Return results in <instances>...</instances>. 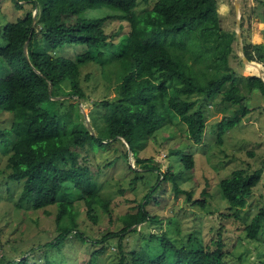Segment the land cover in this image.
<instances>
[{
	"label": "trees",
	"instance_id": "1",
	"mask_svg": "<svg viewBox=\"0 0 264 264\" xmlns=\"http://www.w3.org/2000/svg\"><path fill=\"white\" fill-rule=\"evenodd\" d=\"M12 1L16 9L25 12L0 25V63L3 61L8 70L0 75V117L10 116L9 126L0 129V142L8 154V178L22 184L19 201H27L33 210L55 207L56 236L29 248L17 259L4 251L0 264H27L30 254L42 248L47 254L51 249H60L72 236L99 246L84 264H98L104 245L112 239H117L112 264H239L238 259L231 262L226 257L220 234L212 241L214 247H202L192 237L188 239L192 245L184 246L165 234L149 238L148 242L153 243L150 250H127L124 242L128 236L138 234V226L158 220L148 205L160 202L169 180L176 194H185L186 202L200 209L206 207V200L193 199L179 188L175 178L182 172H160L149 159L139 155L138 148L166 124L178 120L186 125L192 143H201L205 120L201 109L191 111L197 103L190 99L194 94L221 96L236 106L233 114L218 124L219 134L255 109L250 102L254 94L264 96L263 78L250 74L241 79L240 87L236 73L226 70L236 33L221 29L217 0H154L140 12L139 0ZM256 1L253 14L264 24V0ZM24 2L29 3V9H25ZM111 18L125 21L128 26L119 54L105 52L124 29L120 25L108 34L105 23ZM243 41L246 60L264 64V55H257L264 44ZM78 45L84 49L74 58L59 54L68 46ZM91 62L108 65L105 75L120 80L114 98L94 102L86 111L92 133L80 108L87 96L79 80L80 68ZM71 97L80 103H71ZM115 143L123 146L119 156L134 175L132 182L144 179L146 173L158 172L136 212L118 217L112 214L110 201L98 193L103 168L94 160L98 149ZM129 151L134 166L130 164ZM169 153L179 156L184 171L193 170L191 154L184 155L178 148ZM118 160L119 157L110 160L104 168L113 167ZM263 171L262 166L251 173L237 169L219 181L229 212L246 206ZM202 195H206L205 190ZM81 212L92 225L106 215L109 231L99 240H88L79 218ZM114 218L120 223L117 229ZM263 229L262 207L244 230L249 241L258 242ZM45 264L53 263L46 260Z\"/></svg>",
	"mask_w": 264,
	"mask_h": 264
},
{
	"label": "rangeland",
	"instance_id": "2",
	"mask_svg": "<svg viewBox=\"0 0 264 264\" xmlns=\"http://www.w3.org/2000/svg\"><path fill=\"white\" fill-rule=\"evenodd\" d=\"M153 1L146 4L139 0L137 12L149 7ZM217 3L221 29L224 33H236L227 56L229 69L226 70L236 73L235 76L240 79L238 84L241 87L243 85L241 79L255 73L253 68L251 69V64L245 63L246 60L243 58V40L245 39L247 44H264V24L253 14V9H257L258 5L256 0H217ZM23 5L25 9L30 8L28 2H24ZM24 12L25 10L16 9L12 0H0V25L16 20L23 16ZM35 14L36 10L33 11V16ZM91 14L100 15L98 12ZM105 24V31L108 34L117 30L120 25L124 26L121 35L105 51L119 54L128 36V26L125 21L121 22L114 18L107 19ZM83 49L84 47L79 45L68 46L58 53L74 58ZM259 54L264 55V48L257 53ZM254 63L260 67L257 75L261 72L264 80V64L258 61ZM107 67L108 65L91 62L80 68V86L87 96L81 104L84 111L90 110L94 102L115 97L120 80L117 81L114 76L109 79L104 73ZM7 72L5 63L1 61L0 75ZM69 99L73 104L80 103L75 97ZM190 99L197 101L191 111L199 108L204 115L205 129L201 143H192L186 125L178 120L159 129L138 148V152L141 157L149 159L160 172L172 170L176 175L182 172V176L175 178L179 188L189 192L193 199L206 200V207L200 209L186 202L185 194H176L173 183L167 181L160 202L157 205H148L151 214L156 215L158 220L138 226V234L125 239L126 249L149 248L150 250L153 243L148 242L149 238L161 234L188 247L192 245L188 242L189 237L195 239V242L202 247H214L212 241L220 234L223 251L231 262L238 259L239 264H262L264 263V229L258 242H254L247 239L244 228L252 217L262 207L264 208V171L260 182L247 198L246 206L230 212L219 181L230 177L237 169L251 173L258 167L264 168V96L254 94L250 102L255 109L222 134H219L218 124L223 118L231 116L236 106L223 100L221 96L206 98L194 94ZM9 124V115L0 117V129ZM172 148L183 150L184 155L193 156V170L184 171L179 156L177 158L169 153ZM121 152L123 146L115 143L98 149L94 155L97 166L103 168L98 177V193L104 200L110 201L114 208L112 214L116 217L127 212H136L137 204L153 186L158 173L156 171V174L146 173L144 179L132 182L134 175L127 170V164L123 159H120ZM7 157L8 154L3 152L0 142V255L8 251V257L17 259L29 248L43 245L56 236L54 223L56 209L53 206L45 210H33L27 201H19L22 184L8 178V170L5 168ZM118 157L115 167L104 168L106 163ZM130 162L134 166L135 162L132 158ZM204 190L205 196L202 195ZM79 218L83 220V233L88 240H99L110 229L106 215L93 225L84 213L81 212ZM114 223L117 229L120 223L116 218ZM116 240L106 242L104 254L99 258L98 264L114 262ZM98 248L97 244L90 241L82 242L72 236L60 249H51L47 254L42 248L36 254H30L27 264H45L46 260H50L53 264H84L87 257ZM258 249L262 251L261 254L258 253Z\"/></svg>",
	"mask_w": 264,
	"mask_h": 264
},
{
	"label": "water",
	"instance_id": "3",
	"mask_svg": "<svg viewBox=\"0 0 264 264\" xmlns=\"http://www.w3.org/2000/svg\"><path fill=\"white\" fill-rule=\"evenodd\" d=\"M235 3H237V2H235ZM217 6H219V4L217 3ZM238 27H239V24H238ZM239 38H240V36H238ZM26 47H27V42L25 43V45H24V50H25V53H26ZM243 58L246 60V58L243 56ZM245 63H247V64H252V63H254V62H249V61H245ZM258 73H254V75H256V76H259V77H261L262 78V76H261V72H260V75H257ZM51 84H49V94H50V91H51ZM53 99H58L59 97H52ZM80 108H81V112H82V114H83V116H84V119H85V123H86V126H87V128H88V130H89V132L90 133H92L93 132V129H92V127L90 126V123H89V118H88V115H87V112L86 111H84L82 108V106H80ZM129 153V161H131V153H130V151L128 152ZM131 163V162H130Z\"/></svg>",
	"mask_w": 264,
	"mask_h": 264
},
{
	"label": "bare ground",
	"instance_id": "4",
	"mask_svg": "<svg viewBox=\"0 0 264 264\" xmlns=\"http://www.w3.org/2000/svg\"><path fill=\"white\" fill-rule=\"evenodd\" d=\"M251 66V69L253 68V70L256 72V73H259V71H260V67H259V65H257V64H251L250 65Z\"/></svg>",
	"mask_w": 264,
	"mask_h": 264
},
{
	"label": "crops",
	"instance_id": "5",
	"mask_svg": "<svg viewBox=\"0 0 264 264\" xmlns=\"http://www.w3.org/2000/svg\"><path fill=\"white\" fill-rule=\"evenodd\" d=\"M217 11H218V9H217ZM260 34V33H259ZM264 77V76H263Z\"/></svg>",
	"mask_w": 264,
	"mask_h": 264
}]
</instances>
